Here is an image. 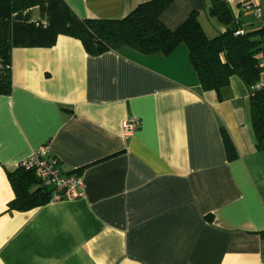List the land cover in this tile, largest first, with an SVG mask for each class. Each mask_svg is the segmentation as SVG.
I'll return each mask as SVG.
<instances>
[{
	"label": "crops",
	"instance_id": "obj_1",
	"mask_svg": "<svg viewBox=\"0 0 264 264\" xmlns=\"http://www.w3.org/2000/svg\"><path fill=\"white\" fill-rule=\"evenodd\" d=\"M59 1L79 19H120L149 0ZM212 1L173 0L160 22L174 30L197 11L212 38L224 30L208 14ZM25 15L49 20L37 7ZM239 20L247 29L252 18ZM10 58L11 92L0 95V264H264V153L238 77L219 97L201 91L184 45L167 56L126 47L92 56L59 35ZM128 117L140 125L125 137ZM42 145L62 173L80 175L82 196L8 210L5 171Z\"/></svg>",
	"mask_w": 264,
	"mask_h": 264
},
{
	"label": "trees",
	"instance_id": "obj_2",
	"mask_svg": "<svg viewBox=\"0 0 264 264\" xmlns=\"http://www.w3.org/2000/svg\"><path fill=\"white\" fill-rule=\"evenodd\" d=\"M172 1L140 3L120 19H79L59 0H0V95L11 92V50L48 48L59 35L80 41L85 52L92 56L123 47L145 56H167L184 45L201 91H214L219 97L231 76L238 77L248 87L254 147L264 153V89H254L260 79L258 63L264 26L251 28L252 20L249 28L243 29L241 14L234 15L230 7L213 0L208 14L224 27L223 32L208 38L197 11H191L177 28L169 30L160 22V15ZM36 7L48 13L46 24L25 17L27 11ZM220 135L226 158L234 160L236 153L229 136L223 129ZM5 173L14 194L8 210L25 212L49 203L50 191L37 186L32 171L17 165Z\"/></svg>",
	"mask_w": 264,
	"mask_h": 264
},
{
	"label": "built area",
	"instance_id": "obj_3",
	"mask_svg": "<svg viewBox=\"0 0 264 264\" xmlns=\"http://www.w3.org/2000/svg\"><path fill=\"white\" fill-rule=\"evenodd\" d=\"M48 1V0H42ZM230 8H239L238 14L249 15L252 20L261 18V5L264 0H220ZM239 32H236L238 34ZM260 79L254 89H264V43L258 63ZM137 118L128 117L121 122L122 135L132 136L139 128ZM18 167L32 171L38 187H46L50 191L49 202L73 200L82 196V182L76 173L64 174L60 171L58 162L48 156L47 145L39 146L27 158L18 163Z\"/></svg>",
	"mask_w": 264,
	"mask_h": 264
}]
</instances>
